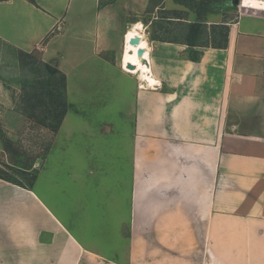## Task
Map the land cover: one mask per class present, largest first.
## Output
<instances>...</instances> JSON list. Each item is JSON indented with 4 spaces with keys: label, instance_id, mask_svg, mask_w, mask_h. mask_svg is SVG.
<instances>
[{
    "label": "crops",
    "instance_id": "0c3cea01",
    "mask_svg": "<svg viewBox=\"0 0 264 264\" xmlns=\"http://www.w3.org/2000/svg\"><path fill=\"white\" fill-rule=\"evenodd\" d=\"M46 1L0 2L66 104L31 189L0 176V264H264V15L197 63L148 39L147 87L118 62L139 0Z\"/></svg>",
    "mask_w": 264,
    "mask_h": 264
},
{
    "label": "rangeland",
    "instance_id": "374dc122",
    "mask_svg": "<svg viewBox=\"0 0 264 264\" xmlns=\"http://www.w3.org/2000/svg\"><path fill=\"white\" fill-rule=\"evenodd\" d=\"M2 1L9 0H0ZM40 2L43 8L49 7L48 1L40 0ZM145 2L147 4L149 2L151 6L146 5L144 8V1H137L134 7L135 13H129L131 16L127 20L129 22L140 20L146 25L144 28L146 32L143 34L142 24L134 23L147 42L148 39L155 37L183 41L182 34L188 26L186 24L195 21V12L209 10L214 12L213 15H208V20L206 19L205 31L199 40L202 45L212 43L214 40L215 44L222 42L221 33L214 32L218 28L215 27L217 24L225 21L228 25L245 15H264V0H148ZM119 4L123 7L124 2ZM80 5V0H57L54 10L60 13L63 6L76 10ZM160 8H164L165 12H159ZM173 12L180 13L185 20L181 23L160 20V22L155 21L152 26L148 25L157 15L165 14L166 17H172ZM15 25L16 27H12L5 21L0 22V34L2 39L8 41L5 43L19 48V20ZM10 27L16 28V31ZM119 55L120 63L122 45L119 47ZM46 66L40 61L37 53L30 55L18 53L15 56L9 47L0 42V176L29 189H31L32 175L36 174L42 165L56 134L51 129L57 121L55 118L57 114L53 112L56 105L53 96L60 97L61 100L63 97L61 77L53 72L49 74ZM128 82L127 77H120V85L124 86V89ZM61 100L57 113L62 109ZM44 188H46V178L41 185V189Z\"/></svg>",
    "mask_w": 264,
    "mask_h": 264
},
{
    "label": "trees",
    "instance_id": "16d2710c",
    "mask_svg": "<svg viewBox=\"0 0 264 264\" xmlns=\"http://www.w3.org/2000/svg\"><path fill=\"white\" fill-rule=\"evenodd\" d=\"M4 2V1H2ZM214 12L209 10V11H202V12H195L194 16H195V21L193 22H189L188 26H186V31L184 32L183 37L184 40L183 41H176L173 40L174 42H178L181 43L183 45L186 46V51L185 54L187 55V59L191 62L197 63L200 60V57L202 55V51L200 49L205 48V47H213V48H221L224 47L226 45V41H227V35H228V26H227V22H222V24H217L215 25V27H218L215 29L214 32H220L221 36H222V42L220 44H215V40L212 43H207V44H200L199 40L201 35L204 33L205 31V25H206V19L208 17V15H213ZM165 15V14H162ZM161 21H166V22H170V23H181V21L185 20L183 17H181V14H177L175 12H173V16L172 17H166V16H162L159 17V19L157 21L160 22ZM173 21H177V22H173ZM154 22H151V26L153 25ZM150 40L152 41H164V39L155 37L150 38ZM47 65V64H46ZM47 70H49V74L50 73H56L59 77H61L62 79V83H63V88H64V79L61 76V74L54 68H52L50 65L46 66ZM53 100L56 101V105H55V109L53 110V112H56V124L52 129L53 132H56L61 121L62 118L64 116V113L66 112V104H65V97L63 95L62 100L59 97L53 96ZM60 100L63 102L62 105V109L60 112L57 113L58 108L61 106L60 105ZM52 112V111H51ZM21 187V185H19Z\"/></svg>",
    "mask_w": 264,
    "mask_h": 264
},
{
    "label": "bare ground",
    "instance_id": "6f19581e",
    "mask_svg": "<svg viewBox=\"0 0 264 264\" xmlns=\"http://www.w3.org/2000/svg\"><path fill=\"white\" fill-rule=\"evenodd\" d=\"M133 40H135V43H131ZM149 51L148 43L141 33L135 28H129L124 35L121 67L128 74L135 75L141 82L146 83L147 87H152L156 83L150 74Z\"/></svg>",
    "mask_w": 264,
    "mask_h": 264
},
{
    "label": "water",
    "instance_id": "95a60500",
    "mask_svg": "<svg viewBox=\"0 0 264 264\" xmlns=\"http://www.w3.org/2000/svg\"><path fill=\"white\" fill-rule=\"evenodd\" d=\"M131 43H135V40L131 41Z\"/></svg>",
    "mask_w": 264,
    "mask_h": 264
}]
</instances>
